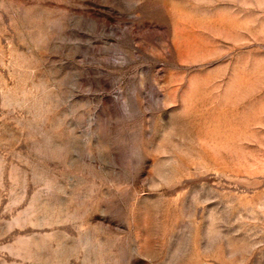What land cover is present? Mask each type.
<instances>
[{
    "label": "rangeland",
    "instance_id": "rangeland-1",
    "mask_svg": "<svg viewBox=\"0 0 264 264\" xmlns=\"http://www.w3.org/2000/svg\"><path fill=\"white\" fill-rule=\"evenodd\" d=\"M0 264H264V0H0Z\"/></svg>",
    "mask_w": 264,
    "mask_h": 264
}]
</instances>
